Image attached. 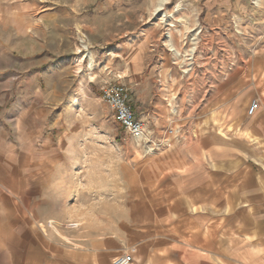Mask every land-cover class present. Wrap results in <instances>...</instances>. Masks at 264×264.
<instances>
[{"label": "crops", "instance_id": "crops-1", "mask_svg": "<svg viewBox=\"0 0 264 264\" xmlns=\"http://www.w3.org/2000/svg\"><path fill=\"white\" fill-rule=\"evenodd\" d=\"M72 1L0 0V264H110L128 248L130 264H264V55L234 51L216 64L213 92H191L145 35L104 51L156 147L135 160L144 181L132 200L120 186L117 212L95 220L73 184L84 140L65 114L107 83L79 88L74 60L46 36L63 34ZM67 220L79 226L59 233Z\"/></svg>", "mask_w": 264, "mask_h": 264}, {"label": "rangeland", "instance_id": "rangeland-1", "mask_svg": "<svg viewBox=\"0 0 264 264\" xmlns=\"http://www.w3.org/2000/svg\"><path fill=\"white\" fill-rule=\"evenodd\" d=\"M161 1L68 2L76 16L64 18V32L60 36L46 34L48 48L54 50L52 47L59 44L58 55L73 59L75 72L80 71L79 88L88 85L95 92L100 91L99 85L104 82L119 81L114 79L112 68L118 66L117 61L103 60V52L129 46L144 35L151 41L154 60L164 59L186 80L191 92H198L204 83L208 92H213L216 64L221 59L225 62L234 51L240 55L252 50L256 56L264 55V0H167L156 9ZM193 46L194 55L187 54ZM247 46L252 49L247 50ZM199 65L202 81L198 80ZM76 83L70 82V92L76 89ZM98 95L87 98L80 93L70 98L71 108L65 114L68 131L84 140L70 166L75 170L73 184L78 186L79 196L90 202V216L95 220L104 209L112 215L117 212L120 186L127 185L126 201L132 200L134 194L129 193V187L136 180L144 181L134 175L135 160L149 150L121 129L112 109ZM199 121L196 131L202 133V119ZM163 137L167 140L168 134ZM77 226L78 222L67 220L58 232L69 233Z\"/></svg>", "mask_w": 264, "mask_h": 264}, {"label": "built area", "instance_id": "built-area-1", "mask_svg": "<svg viewBox=\"0 0 264 264\" xmlns=\"http://www.w3.org/2000/svg\"><path fill=\"white\" fill-rule=\"evenodd\" d=\"M101 99L113 111L114 120L119 124L121 129L141 144H145L149 150L155 145L150 144V137L143 121L137 117L130 103L129 88L121 82L107 83L101 88ZM258 107V100L252 99L247 107V114L252 115ZM168 137L166 142H170L171 137L175 134L173 130L167 131ZM133 248H128L122 253L114 256L110 264H130L133 258Z\"/></svg>", "mask_w": 264, "mask_h": 264}, {"label": "bare ground", "instance_id": "bare-ground-1", "mask_svg": "<svg viewBox=\"0 0 264 264\" xmlns=\"http://www.w3.org/2000/svg\"><path fill=\"white\" fill-rule=\"evenodd\" d=\"M167 0H162L161 2H160V4L156 7V9L160 6V5H162L164 2H166ZM257 1H259V0H257ZM195 34V33H194ZM169 40H170V35H169ZM173 50H174V53H177V54H179V52L178 51H176L174 48H173ZM193 51H194V46L193 47H191L189 50H188V53L187 54H190V55H192L193 54ZM194 55V54H193ZM191 58V57H190ZM81 61V58L80 59H77V62H80ZM64 238V237H63Z\"/></svg>", "mask_w": 264, "mask_h": 264}]
</instances>
